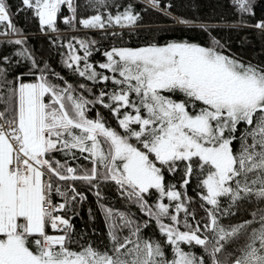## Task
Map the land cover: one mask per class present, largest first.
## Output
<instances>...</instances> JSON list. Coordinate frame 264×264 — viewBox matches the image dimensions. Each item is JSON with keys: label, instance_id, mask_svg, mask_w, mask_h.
Segmentation results:
<instances>
[{"label": "snow or ice", "instance_id": "1", "mask_svg": "<svg viewBox=\"0 0 264 264\" xmlns=\"http://www.w3.org/2000/svg\"><path fill=\"white\" fill-rule=\"evenodd\" d=\"M231 2L252 12V0ZM25 10L56 34L54 44L62 40L58 21L107 31L140 19L119 0H20L17 11ZM254 27L264 31V21ZM209 36L207 46H113L96 65L89 61L97 42L73 36L62 43V63L93 82L77 87L47 62L41 67L0 0V37L31 62L9 79L12 60L0 57V264H264V64L225 54ZM97 105L115 127L100 111L89 115ZM193 177L198 206L186 191ZM78 182L103 214L99 243L72 224L69 213L88 198ZM106 183L147 219L106 206ZM245 204L249 218L223 223ZM152 222L163 240L145 237Z\"/></svg>", "mask_w": 264, "mask_h": 264}, {"label": "trees", "instance_id": "2", "mask_svg": "<svg viewBox=\"0 0 264 264\" xmlns=\"http://www.w3.org/2000/svg\"><path fill=\"white\" fill-rule=\"evenodd\" d=\"M7 2L12 13L13 23L25 37L24 46L33 53L37 61L41 62V67L43 62H47L55 72L60 73L69 83L77 87L80 83H85L91 87L93 82L74 74L62 63L61 53L67 51L66 48L62 47V43L73 36L97 42L95 47L99 51L94 50L89 61L94 65L103 61V51L113 46L141 47L152 43L163 45L172 41H189L207 46L210 44L209 32L224 45L223 51L225 54L235 55L245 61L264 64V33L249 28L257 21H264V0H252L251 13L238 12L231 0H160L158 8L151 7L139 0H119L125 6L129 3L132 4L134 11L139 13L140 19L136 25L123 29L117 26L109 28L107 31L84 29L77 25L76 30L73 31L67 25L58 21L62 40H58L55 44L52 40L56 34L42 32L38 20L32 16L30 11H17L20 7V0H7ZM116 10L111 9L113 12ZM64 14L70 15L66 10H64ZM89 14H91V10ZM177 18H182L191 23H178ZM201 24L207 25L209 31H204L200 27ZM77 47L79 46L77 45ZM19 48L20 46L7 43L5 37H0V57L9 56L12 60L11 65L6 67L9 79H13L17 74L27 72L30 67V61L14 55ZM79 54L82 55V52ZM97 70L99 71L98 68ZM101 87L103 86L96 85L94 91H98ZM108 87H111L110 83ZM84 94L87 95V93ZM96 111L103 113L107 121L113 127L116 126L115 120L107 109L97 105L89 115L94 117ZM78 163L88 166L87 162L83 160ZM168 179L169 182L175 183L179 179V174L175 179L171 176ZM76 187L80 191H84L88 198L76 205V215L69 213V215H72L75 232L77 236H83L85 240L99 243L104 239L106 232L103 214L98 207L93 192L87 191V186L79 182ZM101 191L106 206L119 211L130 209L131 215L138 221L147 219L134 205L129 204L119 196L114 184H102ZM186 191L189 196L194 197V206H198L196 203L198 198L196 197L195 177H193ZM252 207L251 204L242 205L241 212L235 217L224 219L223 223H235L241 219L249 218ZM202 216H204V213L201 210L197 219ZM144 234L146 238L163 240L154 222L144 230ZM183 247L186 251H192L196 255H200L202 252L199 246L189 247L184 245ZM168 251L170 254V249Z\"/></svg>", "mask_w": 264, "mask_h": 264}, {"label": "built area", "instance_id": "3", "mask_svg": "<svg viewBox=\"0 0 264 264\" xmlns=\"http://www.w3.org/2000/svg\"><path fill=\"white\" fill-rule=\"evenodd\" d=\"M139 1H141V2H143V3H145V4H147V5H149V4L147 3V0H139ZM149 6H150V5H149ZM151 7H152V6H151ZM65 10L67 11L66 8H65ZM257 22H260V21H257ZM257 22H255L252 26H249V28H251V29H253V30H255V31H258V32L264 33V31H261V30H259V29H257V28L254 27V25H255ZM57 199H59V198H57Z\"/></svg>", "mask_w": 264, "mask_h": 264}]
</instances>
